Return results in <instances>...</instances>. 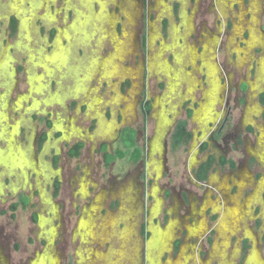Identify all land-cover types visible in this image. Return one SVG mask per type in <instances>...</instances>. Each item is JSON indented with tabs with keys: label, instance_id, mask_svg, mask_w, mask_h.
Wrapping results in <instances>:
<instances>
[{
	"label": "rangeland",
	"instance_id": "obj_1",
	"mask_svg": "<svg viewBox=\"0 0 264 264\" xmlns=\"http://www.w3.org/2000/svg\"><path fill=\"white\" fill-rule=\"evenodd\" d=\"M236 1L223 10L216 2L211 5V0H0V264H45L33 260L35 253L42 250L47 264L56 263L51 244L55 229L44 218L50 213L46 208L58 200L69 213L70 204L75 205V199L71 202L70 198L72 189L77 190L73 194L78 197L79 176L84 172L91 179L87 190L96 187L88 193L89 197L104 190L80 218L78 236L82 247H71L65 254L69 253L71 264H136L141 217L151 211V217L161 219L162 210L158 209V201L154 205L148 197L147 202L141 197L138 205L134 192L140 187L139 178L145 175V167L135 165L137 162L127 157L115 159L105 168L101 154L95 150L100 144H108L110 153L122 150L116 149L115 141L120 130L128 126L138 131V146H143L142 135H150L156 121L165 125V107L169 111L186 90L181 78L184 72L175 63L187 61L194 51L208 71L209 82L214 73L206 63L209 59L217 65L220 62L241 67L240 74L232 78L234 82L256 69L264 39L255 24L264 27V0ZM11 18L16 20L13 36L9 31ZM229 18L233 26L226 29ZM210 33L215 37L208 52L203 41ZM231 34L235 36L229 47ZM245 42L244 48L235 49ZM242 53V57L253 59L241 65ZM262 66L260 72L264 76V61ZM198 67L203 73V67ZM196 76L204 90L202 74ZM187 84L194 87L196 77L191 75ZM200 93L199 88H194L182 103L200 99ZM254 96L253 102L257 99ZM145 99L153 102L152 118L156 120H148L147 124L138 111ZM42 133H47L48 140L38 152L36 145ZM70 138H82L85 143L78 160L66 155L64 140ZM54 158H58L56 164ZM153 173L156 174L148 168L147 175ZM176 173L173 170L170 176L175 180L183 177V173ZM73 175L78 183L70 181ZM57 178L61 185L58 195H53ZM145 190L149 189L141 186L139 195ZM19 194L28 196L30 204L25 209L19 207L12 218L7 210ZM176 194L166 206L172 205ZM248 202H259L258 190L253 191ZM38 213L44 217H39L37 226L32 215ZM247 215L248 212L242 219ZM232 219L235 229L238 218ZM230 226L231 222L221 228L222 251L228 244ZM242 229L252 235L245 225ZM152 236L146 247L148 264H180L187 260L186 245L177 258L165 262L160 259L175 236L172 223L164 229L154 227ZM239 244L240 241L237 247ZM210 248L206 239L199 243V250ZM260 249L264 260V248ZM215 253H220L218 247ZM252 255L250 264H264L258 248L253 249ZM209 262L215 264L213 259ZM235 263L240 264L239 260ZM220 264L233 261L223 259Z\"/></svg>",
	"mask_w": 264,
	"mask_h": 264
},
{
	"label": "flooded vegetation",
	"instance_id": "obj_2",
	"mask_svg": "<svg viewBox=\"0 0 264 264\" xmlns=\"http://www.w3.org/2000/svg\"><path fill=\"white\" fill-rule=\"evenodd\" d=\"M211 1V5H214L216 2L223 10H227L230 2L235 1L237 3L236 0ZM253 1L256 3L257 0ZM177 9L178 4L175 5L174 12ZM223 13H226V11ZM232 26L233 23L229 18L226 29H230ZM164 27L166 29L167 21L164 22ZM255 29L262 34L263 40L264 27L260 28L255 24ZM234 36L235 34L229 36V47L232 44ZM214 37L215 35L211 33L204 36L203 45L208 48V52L211 49L209 44L214 41ZM260 44L263 46V54L260 55L258 66H256L257 70L253 69L250 74H244V78L241 75V78L234 82L232 78L236 73L240 74L241 67H238L237 64L235 67H229L220 62L217 65L214 60L211 61L209 59L206 63L211 65L214 70L212 82H209L207 78L208 71L203 63H201L200 58L195 56L196 53L193 46L187 43L194 51L193 54L189 56L190 58L188 57L187 61L181 64L175 63V65L180 66L176 68L184 72L181 74V78H183L187 91L185 90V93L179 96L180 101L176 103V100L171 105L169 111L165 107L167 123L161 125L152 118L153 102L145 99L140 106L138 105V111L146 124L151 119H154L156 122L150 135H145V137L142 135L144 145L138 146V141L140 143L141 138L139 139L138 137V131L130 126L122 128L117 134L115 144L118 146L116 149L120 147L123 149L122 132L124 129H130L134 135L135 147L141 152V157L135 165L138 164L145 167V175L143 174L139 178L140 187L142 186L149 190H145V194L142 193V196H140V187L135 189L134 194L137 195L138 205H141V197L145 201L148 197V200L152 199L154 205L157 201L159 202L158 209H161L163 213L161 219L151 217V211H148L141 217V243H139L136 235L138 241L136 264H148V261H146V247L153 240V228L160 227L164 229L170 226L171 223L173 224L175 236L170 243L169 250L161 254L160 259L162 262L177 258L181 255V250L186 247L184 255H188V258L180 264H210L209 260L211 261L212 259L215 260V264L222 263L223 259L224 261L232 260L233 264H236L235 260H239L240 264H250V255H252L255 247L258 248L260 260L264 262L261 257L262 250L260 249L264 248V76L260 72V70H263L264 45L261 42ZM245 45L246 42L244 45L243 43L241 46L238 45L235 49L241 50ZM257 53L259 54V51ZM242 56L243 53L240 58L241 65L253 59L252 57L247 59V57ZM197 57L199 61L198 66L203 67V73L201 69L199 70L197 64V68H195V59ZM188 64L190 66L189 69L185 67ZM199 73L202 74L205 80L206 86L204 90L199 85L196 76ZM258 73L261 76H258ZM191 75L196 77L197 84L189 88L187 80ZM196 87L201 90L200 99L196 101L187 99L182 103L186 94ZM253 96L257 98L254 101L255 103L252 101ZM175 104L176 108L174 109L173 106ZM252 104H255L256 110ZM173 117L174 120H172ZM180 123H184V133L182 135V130L176 131V127ZM48 126L51 127V123ZM60 134L62 138L63 133L61 132ZM42 135L45 138L39 147L38 142ZM42 135L36 145L39 149L38 152L43 150L44 144L48 140L47 133H42ZM182 136L184 137L181 139ZM71 139L73 140L71 141ZM82 140V138L64 140L67 142V152L73 146L82 144L77 158H70L66 153L69 159H80L81 152L85 148V143ZM103 146L105 148L104 151H102ZM95 152L101 154L105 168L114 163V161H111L106 165L104 152L110 155H114L116 152L110 153L108 144H100ZM57 160L58 158H54L55 164ZM148 168H152L156 174L153 173L152 176H148ZM173 170L177 171L176 174L183 173L184 178L181 177V179L177 180L172 178L170 172ZM83 174L79 176V183L77 177L74 175L70 178L71 182L78 183L77 189L80 190V197H75L73 193H76L77 190L72 189L73 193L70 195V198L71 202L75 199V205L70 204L69 208L71 210L69 213L66 212L65 207L61 205L60 201L57 200L55 203L50 202L48 204V208L46 209H49L50 213L47 217L41 216L39 213L32 215V220L37 226L39 224V217H44L49 219L50 225L55 229V235L51 243L54 253L52 259L56 258L55 264H71L69 253L65 254V252L71 247H74V249L82 247L78 231L81 229L79 224L81 223L80 218L83 217V211H87V208L94 203L104 190L100 189V192L89 197L88 193L92 189H96V187L92 186V189L87 190L91 179L88 177V172H84ZM175 181L176 183H174ZM53 183V195H55L56 184H58V195L61 185L59 178L54 180ZM255 190L259 191V202H248V198ZM148 192L150 196H147ZM175 193H177V196H175L172 205L166 206V203L169 204L171 202ZM131 195L129 194V196ZM22 196L27 198L26 207L29 206L30 198L19 194L17 201L10 203L8 209L13 204L18 203L19 198ZM82 199L84 201L80 203ZM120 203L121 200L118 203L119 207ZM143 203L144 201H142ZM18 208L19 206L14 212L7 210L10 213V217L14 218V213ZM78 211H80L79 215H77ZM104 212H106V209ZM247 212L248 215L242 219ZM233 217L238 218L235 229L232 228L231 220H233ZM136 222L138 226L140 224L139 215H136ZM230 222L231 226L227 234L228 244L224 249L225 251H222L219 247L222 241L221 228H227ZM249 222L253 223V226H249ZM242 225H245L252 235L245 234ZM258 233H262V237H259ZM214 237H218V239L215 241L213 240ZM205 239L208 242V246H211L209 251H205L204 249L199 250V243H202ZM238 241H240L239 247L236 245ZM46 242H44L45 246ZM232 242H234L233 246L231 245L233 244ZM185 245L186 247H184ZM194 246L196 248H193ZM215 247L220 249V253H215ZM150 249L148 250V258L150 257ZM162 255H165L164 258ZM33 260L36 263L37 261H45V264H47L43 250L37 251Z\"/></svg>",
	"mask_w": 264,
	"mask_h": 264
},
{
	"label": "trees",
	"instance_id": "obj_3",
	"mask_svg": "<svg viewBox=\"0 0 264 264\" xmlns=\"http://www.w3.org/2000/svg\"><path fill=\"white\" fill-rule=\"evenodd\" d=\"M9 31L11 33V36H13L16 33V20L15 18H11L10 25H9ZM181 135L184 133V123H180L176 127V131H181ZM180 135V136H181ZM184 136L181 137V139ZM45 136L42 135V137L39 139L38 146L40 147L42 142L44 141ZM122 142H123V149L122 150H117L114 155H110L107 152H104V155L106 157V165L109 164V162L114 161L115 159H124L128 157V160L131 162H137L139 158L141 157V152L135 147L134 144V135L133 132L130 129H124L122 132ZM82 148V144H77L73 146L68 152L67 155L70 158H77L80 154V149ZM104 146L102 147V151H104ZM57 190H58V184H56V189H55V195H57ZM27 204V198L25 197H20L18 203L13 204L10 207V211L14 212L16 208L19 206L22 209H25Z\"/></svg>",
	"mask_w": 264,
	"mask_h": 264
}]
</instances>
